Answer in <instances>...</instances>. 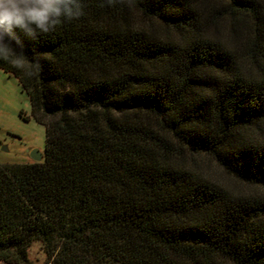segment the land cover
<instances>
[{
  "label": "trees",
  "instance_id": "1",
  "mask_svg": "<svg viewBox=\"0 0 264 264\" xmlns=\"http://www.w3.org/2000/svg\"><path fill=\"white\" fill-rule=\"evenodd\" d=\"M80 4L0 53L46 139L0 165V261L264 264V0Z\"/></svg>",
  "mask_w": 264,
  "mask_h": 264
},
{
  "label": "rangeland",
  "instance_id": "2",
  "mask_svg": "<svg viewBox=\"0 0 264 264\" xmlns=\"http://www.w3.org/2000/svg\"><path fill=\"white\" fill-rule=\"evenodd\" d=\"M45 142V128L32 116L27 94L16 78L0 69V165L36 162L30 158L33 150L38 151V162H41ZM211 171L230 188L238 186L230 178L222 176L218 169L212 167ZM27 254L32 264L48 262L38 241L30 245ZM0 264L6 263L0 261Z\"/></svg>",
  "mask_w": 264,
  "mask_h": 264
},
{
  "label": "clouds",
  "instance_id": "3",
  "mask_svg": "<svg viewBox=\"0 0 264 264\" xmlns=\"http://www.w3.org/2000/svg\"><path fill=\"white\" fill-rule=\"evenodd\" d=\"M80 15V0H0V53L10 51L17 32L34 38Z\"/></svg>",
  "mask_w": 264,
  "mask_h": 264
},
{
  "label": "water",
  "instance_id": "4",
  "mask_svg": "<svg viewBox=\"0 0 264 264\" xmlns=\"http://www.w3.org/2000/svg\"><path fill=\"white\" fill-rule=\"evenodd\" d=\"M30 158H31L32 160L38 162L39 159H40V154L38 153V151L33 150V151H31V153H30Z\"/></svg>",
  "mask_w": 264,
  "mask_h": 264
}]
</instances>
